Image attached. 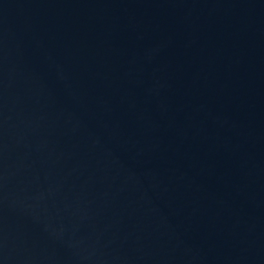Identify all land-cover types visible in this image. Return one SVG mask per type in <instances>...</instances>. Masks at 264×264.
Masks as SVG:
<instances>
[{
  "label": "water",
  "instance_id": "95a60500",
  "mask_svg": "<svg viewBox=\"0 0 264 264\" xmlns=\"http://www.w3.org/2000/svg\"><path fill=\"white\" fill-rule=\"evenodd\" d=\"M0 264H264V0H0Z\"/></svg>",
  "mask_w": 264,
  "mask_h": 264
}]
</instances>
